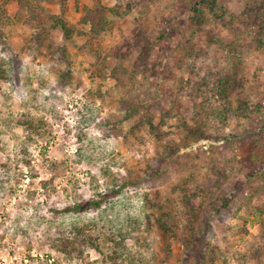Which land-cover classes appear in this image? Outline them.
Returning a JSON list of instances; mask_svg holds the SVG:
<instances>
[{
    "label": "rangeland",
    "instance_id": "rangeland-1",
    "mask_svg": "<svg viewBox=\"0 0 264 264\" xmlns=\"http://www.w3.org/2000/svg\"><path fill=\"white\" fill-rule=\"evenodd\" d=\"M43 5L76 30L0 0V264H264V0ZM75 223L99 249L68 258Z\"/></svg>",
    "mask_w": 264,
    "mask_h": 264
},
{
    "label": "trees",
    "instance_id": "trees-1",
    "mask_svg": "<svg viewBox=\"0 0 264 264\" xmlns=\"http://www.w3.org/2000/svg\"><path fill=\"white\" fill-rule=\"evenodd\" d=\"M11 0H6V3ZM19 3L20 7V17L22 18L25 25H34V22L39 27L38 39L44 41L46 38L48 39L49 29H56L60 27L66 35H71L76 29L74 28L71 30L69 26L65 23L64 19L61 16H54L53 14L49 13L43 3L46 2H58V0H15ZM61 1V0H60ZM65 1V0H63ZM205 2V0H202ZM198 10V9H197ZM1 11V10H0ZM113 11V8L99 5L96 9H90L86 7L84 9V15L80 18L81 25H88L89 35L92 37H98L102 35L105 31L110 29V20L108 18V13ZM199 11V10H198ZM2 18V11L0 13V19ZM194 22L197 24H201L202 20L200 19V15L197 14L193 18ZM48 24L50 25L48 28ZM51 27V28H50ZM81 34H85V30H77ZM85 32V33H84ZM6 75V70L3 68V65L0 64V80L3 79ZM243 108V106H241ZM264 108V102L259 103L257 109L261 111ZM244 109V108H243ZM31 127H35L34 124L28 123ZM29 127V126H28ZM27 166L30 165L29 162L25 163ZM101 200H82L77 202L71 207L72 211L80 212L88 209H92L94 207H100ZM160 222L158 225L164 229H167V224L163 220H159ZM262 233L261 237L264 239V220H262ZM70 235L65 236L61 234V237L57 238L55 242V246L60 252H64L68 258H77L81 257L86 248L88 246L95 247L99 249L98 242L92 237L89 232L88 226H82L78 224H73L69 230ZM246 257V255H242ZM252 259H257L258 261L263 260L264 257V246L263 244H257V246L253 247L252 254L250 255ZM246 261L240 259V264H245Z\"/></svg>",
    "mask_w": 264,
    "mask_h": 264
}]
</instances>
